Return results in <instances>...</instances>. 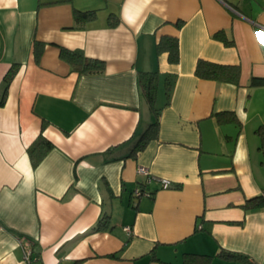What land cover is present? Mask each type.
Listing matches in <instances>:
<instances>
[{
	"label": "crops",
	"instance_id": "crops-1",
	"mask_svg": "<svg viewBox=\"0 0 264 264\" xmlns=\"http://www.w3.org/2000/svg\"><path fill=\"white\" fill-rule=\"evenodd\" d=\"M74 8L96 15L74 28ZM164 35L178 38L176 64L156 53ZM57 46L103 60V71L78 74ZM199 59L239 65V83L197 77ZM10 67L0 264H182L184 253L264 264V207L243 206L264 195V86H249L264 77V0H0V98ZM156 71L158 134L132 152L154 119L139 74ZM40 131L54 147L32 167L26 148ZM138 187L152 195L136 197Z\"/></svg>",
	"mask_w": 264,
	"mask_h": 264
},
{
	"label": "trees",
	"instance_id": "trees-1",
	"mask_svg": "<svg viewBox=\"0 0 264 264\" xmlns=\"http://www.w3.org/2000/svg\"><path fill=\"white\" fill-rule=\"evenodd\" d=\"M95 10H78L73 9V19L74 26L78 27L82 26L86 21L91 20L95 17ZM108 23L112 26L118 24L119 18L110 13L108 15ZM181 22H176V26L180 27ZM214 38L222 41L225 45H232L233 40L229 39L226 36L224 30H218L214 33ZM59 48V56L65 62H67L73 71H76L78 74H91V73H100L104 69V61L98 58L88 57L84 54L81 49H68L63 46H57ZM34 58L36 61L39 60L43 43L34 40ZM163 52L167 53V60L169 63L176 64L179 61V45L178 38L172 35H164L159 38L156 43V53L161 54ZM14 67H10L8 71L4 74L2 78L3 89L2 95L0 98V106L4 105L6 100V94L8 85L12 76L14 75ZM194 74L197 77L214 80L218 82H226L232 84H238L241 75L240 66L237 64H220L208 60L199 59L196 62ZM139 86L144 96L145 100L148 103V106L153 114V121L148 125L145 132L142 134L139 141L134 146L132 152H136L141 150L144 145L150 139H154L158 134L159 127V111L160 109L156 106V93H157V84H158V72H142L139 74ZM250 87H258L264 86V77H256L252 76L249 80ZM168 92H166L167 94ZM168 103L166 100L165 104ZM231 115L226 118V120L235 121V117L231 114V112L217 113L218 116L223 117V115ZM257 133L261 136L260 149L264 151V123H262L257 129ZM54 147L53 143L44 137L42 131L39 132L37 137L33 140V142L26 148V153L30 160L32 167L37 166L40 161L44 158V156ZM141 193L144 191L148 192L149 195H152V192L146 190L143 187H140ZM138 197V196H136ZM244 207H264V195L252 197L247 199L243 205ZM101 227L100 224L96 228ZM218 255L221 258L226 260L233 261H247L248 257L239 252L228 251V250H220ZM212 259L210 255L204 254H195V253H184L182 264H209ZM158 264H176L172 262H163L159 261Z\"/></svg>",
	"mask_w": 264,
	"mask_h": 264
},
{
	"label": "built area",
	"instance_id": "built-area-1",
	"mask_svg": "<svg viewBox=\"0 0 264 264\" xmlns=\"http://www.w3.org/2000/svg\"><path fill=\"white\" fill-rule=\"evenodd\" d=\"M138 171H139V172H143V173H145V174H148L146 168H144V167H140V168H138ZM152 179H153L152 177H148V180H147V181H150V180H152ZM159 182H160L162 188H169V187L172 185V183H171L169 180L164 179V178L159 179ZM134 195H135V196L149 195V193L146 192V191H144L143 193H141L140 188L138 187V188H136V189L134 190ZM124 230L127 231V232L129 233V232H130V227L127 226V227L124 228ZM28 255H29V252H28L27 250H25V259L28 258Z\"/></svg>",
	"mask_w": 264,
	"mask_h": 264
}]
</instances>
